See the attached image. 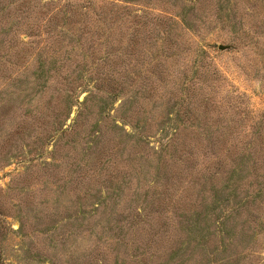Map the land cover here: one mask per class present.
<instances>
[{
  "label": "rangeland",
  "instance_id": "obj_1",
  "mask_svg": "<svg viewBox=\"0 0 264 264\" xmlns=\"http://www.w3.org/2000/svg\"><path fill=\"white\" fill-rule=\"evenodd\" d=\"M0 264H264V0H0Z\"/></svg>",
  "mask_w": 264,
  "mask_h": 264
},
{
  "label": "water",
  "instance_id": "obj_2",
  "mask_svg": "<svg viewBox=\"0 0 264 264\" xmlns=\"http://www.w3.org/2000/svg\"><path fill=\"white\" fill-rule=\"evenodd\" d=\"M228 48H229L228 46H219V50H221V51H224V50H226Z\"/></svg>",
  "mask_w": 264,
  "mask_h": 264
}]
</instances>
